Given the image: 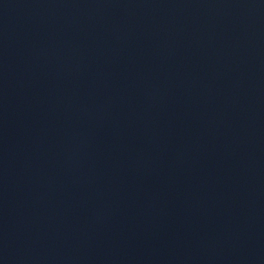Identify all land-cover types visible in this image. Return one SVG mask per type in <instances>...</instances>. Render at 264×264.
I'll return each instance as SVG.
<instances>
[{"label": "water", "instance_id": "water-1", "mask_svg": "<svg viewBox=\"0 0 264 264\" xmlns=\"http://www.w3.org/2000/svg\"><path fill=\"white\" fill-rule=\"evenodd\" d=\"M0 264H264V0H0Z\"/></svg>", "mask_w": 264, "mask_h": 264}]
</instances>
